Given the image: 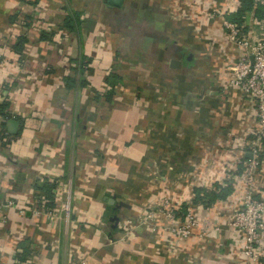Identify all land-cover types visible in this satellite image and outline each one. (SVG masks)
Here are the masks:
<instances>
[{"label": "crops", "instance_id": "obj_1", "mask_svg": "<svg viewBox=\"0 0 264 264\" xmlns=\"http://www.w3.org/2000/svg\"><path fill=\"white\" fill-rule=\"evenodd\" d=\"M261 18L249 0H0V125L17 122L0 138V264H243L227 227L242 188L225 177L255 116L223 22L253 41Z\"/></svg>", "mask_w": 264, "mask_h": 264}, {"label": "built area", "instance_id": "obj_2", "mask_svg": "<svg viewBox=\"0 0 264 264\" xmlns=\"http://www.w3.org/2000/svg\"><path fill=\"white\" fill-rule=\"evenodd\" d=\"M260 8L262 18L260 34L255 40H250L242 31L240 25L223 22L226 38L238 50L239 55L231 64L230 84L253 102L255 126L248 141L247 153L249 158L244 162L240 174L226 175L225 179L235 180L241 185L242 193L237 206L232 210L227 227L239 240L243 264H264V192L257 196L254 187V172L260 165V150L264 142V0H249ZM7 133L0 125V138ZM11 202H0V211L9 207ZM67 218L69 207H62ZM169 219L174 217L166 213ZM177 221L172 231L180 239H186L195 225L192 208L186 210ZM173 220V219H172Z\"/></svg>", "mask_w": 264, "mask_h": 264}, {"label": "water", "instance_id": "obj_3", "mask_svg": "<svg viewBox=\"0 0 264 264\" xmlns=\"http://www.w3.org/2000/svg\"><path fill=\"white\" fill-rule=\"evenodd\" d=\"M107 2L110 5L118 6L120 0H107ZM178 65H179L178 62H176V61H172V63H171L172 68H176V67H178ZM16 128H17V122H15L12 119L6 120L5 130L9 135H14L16 133ZM106 203L110 206H113L114 207L113 210L116 209V207L118 208V207L124 206V204H122L121 202H115L114 197L111 199H107ZM109 222L112 223L111 228L114 230L116 228L117 217L115 215H112L109 218Z\"/></svg>", "mask_w": 264, "mask_h": 264}, {"label": "trees", "instance_id": "obj_4", "mask_svg": "<svg viewBox=\"0 0 264 264\" xmlns=\"http://www.w3.org/2000/svg\"><path fill=\"white\" fill-rule=\"evenodd\" d=\"M78 14L75 13V12H71L69 11L68 15H66V17L64 18L63 20V26L67 29V30H70L72 32H77V27H78V24H79V18H78ZM40 38H44V36H40ZM2 109V106H0V110ZM3 122L7 119V116L3 114ZM264 144V142H263ZM42 184V185H41ZM38 188L39 189H42V190H45L46 194H47V198H50L52 195H51V192H50V189H53L54 188V183H48L47 185L41 183ZM49 202L47 203V206L51 207L52 203L50 202V200H48Z\"/></svg>", "mask_w": 264, "mask_h": 264}, {"label": "rangeland", "instance_id": "obj_5", "mask_svg": "<svg viewBox=\"0 0 264 264\" xmlns=\"http://www.w3.org/2000/svg\"><path fill=\"white\" fill-rule=\"evenodd\" d=\"M0 64H1V61H0Z\"/></svg>", "mask_w": 264, "mask_h": 264}]
</instances>
